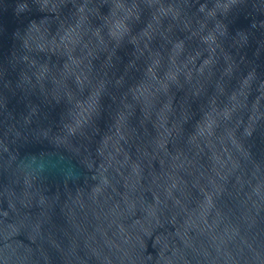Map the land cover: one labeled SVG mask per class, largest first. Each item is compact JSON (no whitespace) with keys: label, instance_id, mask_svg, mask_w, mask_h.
Here are the masks:
<instances>
[{"label":"water","instance_id":"1","mask_svg":"<svg viewBox=\"0 0 264 264\" xmlns=\"http://www.w3.org/2000/svg\"><path fill=\"white\" fill-rule=\"evenodd\" d=\"M0 264H264V0H0Z\"/></svg>","mask_w":264,"mask_h":264}]
</instances>
